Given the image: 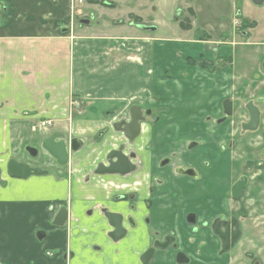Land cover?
<instances>
[{"label":"crops","instance_id":"0c3cea01","mask_svg":"<svg viewBox=\"0 0 264 264\" xmlns=\"http://www.w3.org/2000/svg\"><path fill=\"white\" fill-rule=\"evenodd\" d=\"M105 1L0 0V264H143L153 234L169 230L177 248L157 250L148 264H178L176 250L187 264H236L231 254L218 255L221 242L202 224L228 212L220 199L225 185L218 184L228 168L219 161L245 148L248 132L229 148L232 119L221 126L214 119L248 74L233 71L232 44L168 22L179 0ZM92 6L102 9V20L80 23L94 16ZM136 19L155 29L139 28ZM133 106L151 114L129 139L114 124L128 120ZM44 120L51 125L31 146L63 134L72 143L68 164L40 177L9 176L8 158H22L10 152L21 146L7 150L10 137ZM118 146L134 153L135 170L94 173ZM171 152L178 154L173 164L160 167ZM178 164L196 177L176 174ZM154 176L165 183L154 185ZM61 208L67 220L55 225ZM104 212L123 215L122 238L113 236ZM188 212L197 215L198 230L185 222Z\"/></svg>","mask_w":264,"mask_h":264},{"label":"flooded vegetation","instance_id":"af4514ba","mask_svg":"<svg viewBox=\"0 0 264 264\" xmlns=\"http://www.w3.org/2000/svg\"><path fill=\"white\" fill-rule=\"evenodd\" d=\"M84 0H81V2L79 3L81 5V3L83 2ZM86 2L90 3L91 0H85ZM199 1V0H198ZM198 1L196 0H179L177 2L179 3H175V13H173L172 15V20L173 22H176L177 25L183 27V28H191V24L193 26H195V17H197L199 14H201V10H198V15H196V13H194L193 9L192 8H187V4H193L195 5L196 3H198ZM229 3V14H233L235 13V11L237 12V15L235 18L232 17V23H231V26H228L226 27L225 25L221 26L223 27L222 31L220 32V34L218 35L217 39H220L218 40L219 42L217 44H224L226 41L228 44H232L233 46L236 44V41L234 39H239V40H242L243 38L244 39H247L251 36V32L254 28V26H256V22H246L247 19H239V16L241 15V13L238 11V7L236 5V1H239V2H247V1H250L253 5L255 6H260L264 3V0H227ZM102 4L103 5H106V1L105 0H101ZM94 3H98V0H95ZM108 5V4H107ZM114 4L112 3L111 4V7L113 6ZM195 7V6H194ZM198 7V6H196ZM199 8V7H198ZM173 9V10H174ZM201 9V8H200ZM174 12V11H173ZM218 15H223V14H217L216 16ZM213 17V18H216ZM90 17L92 18V14L90 16H87V18H80L79 22L80 23H88L89 22V19ZM136 21V25L139 27V28H144V30H147V28H150V27H153L151 25H143V24H140L139 20H135ZM132 23V22H131ZM201 26V25H200ZM196 27V29H199V27ZM154 28V27H153ZM68 30L71 31L70 28H68ZM231 31L234 33V35L231 34ZM209 33V32H208ZM201 35L200 33L197 34V36ZM232 35V37H231ZM216 34L212 35L211 33L205 35V37L208 39L209 37H215ZM234 36V37H233ZM229 39V40H228ZM245 43H247V41H245ZM261 46L263 47V50L258 53H256V56L255 58H259L260 56H264V40H262V42H260ZM232 46V47H233ZM213 49L211 50V53H212V58H215V55H216V48L218 46H214L213 45ZM250 62H254V60H250ZM192 63H198V65H204L207 63H209L207 60L206 61H199V62H196V61H193ZM212 64V62L210 63V65ZM260 64V74H248V78H246L243 82V86H242V91H240L239 89L238 90H234L231 95L228 97V98H225L222 100L221 102V106H222V114L221 116L218 118V119H214L215 122H214V125L215 126H221L225 121L227 120H230L232 119L233 121V127L235 126V120H234V117L235 115L237 114V112L241 109H243V111L246 113L247 115V119L246 120H242L239 122V131H238V134H237V129H236V126L234 127V130H235V133H234V137L231 139V143H227V146L229 148H231L233 146V148L237 147L238 144H239V141L240 139L237 140L235 139L236 136H242L245 132H248L249 134H254L256 133V131L258 130L259 128V125L261 124V115H262V106L264 107V94H263V90H264V60L263 61H260L259 62ZM252 79H254V83H252ZM246 87H248V90L245 91ZM226 102H229L230 103V107H231V112L228 114H226V111H225V103ZM234 103H236V106L234 107ZM251 104L253 105L254 107H256L259 111V122H258V125H257V128L256 130H244L243 129V124L245 123H248L250 121V115H249V112H248V108L247 106ZM134 110V114L138 113V116L141 118V120L139 121V123L141 121H143L147 116H149L151 114V109H147L146 107L145 108H142V107H136V106H133L132 108ZM131 109V110H132ZM128 119V118H127ZM131 123V111H130V118L128 120H126V118H121V120L119 122H117L116 124H114V130L117 129V130H121L123 131V133L128 136H131L132 134V131L127 127L129 124ZM51 135V134H50ZM49 135V136H50ZM253 135V136H254ZM48 136V137H49ZM65 138V141L66 143H70L67 138L64 136ZM37 150L38 152L40 151V144L38 145ZM125 146H118V148L116 150H111L109 152H113V151H117L119 150L120 148H122V150L119 152V154L121 156H123L124 158H126L127 160V165L129 166L124 172H114V173H119L121 175H124L126 173H129L131 171H134L135 168L137 167V165L135 164H132L130 162V160L133 159L134 157V153L133 152H123L124 151V148ZM24 152H26V154L28 156H31V157H37L39 156L38 155V152L36 155H31L29 154L25 148H24ZM107 152L104 156V160L105 162L107 163V159H106V155L109 153ZM239 151H235L234 152H225L224 155H223V158H221V160L219 161L220 164L224 165V168L226 166V168H228V178L226 179L225 176H224V173H222V175L218 178V184H224L225 185V194L222 195L220 197L221 201L222 202H226V205H227V213H224L222 214L221 216H216L215 218H213V220L211 219L209 222H204L202 225L204 227H208L213 236L218 238V240L221 242L220 238L214 234L213 232V222H215L216 220H220V221H231L232 218H235L238 222H239V229L241 231L240 233V236L239 238L237 239L240 240L244 235H245V231H244V228H243V222H242V216H246L247 214L245 213L244 211V208H245V205H246V201H247V198H246V195H247V191H248V188H249V179L252 178L249 174L247 173H244L240 170V164L242 165V163L240 162V159L238 158V153ZM171 155L166 157V158H163L159 164L160 167H165L167 166L168 164H173V162L175 161V158L178 156L177 152H171L170 153ZM11 159V158H10ZM15 159L16 161L18 162H23V163H26L28 164L29 166L31 167H34V168H39L41 169L44 173L41 174V175H38V176H29L28 178L30 177H40V176H43L50 171L49 167L51 165H57V166H60V167H63V166H66L68 164V160H69V152H68V156H67V163L66 165H59L57 163V161L52 158L51 156H49V154L47 152H43V157H41V160L38 162H29L27 161L26 159H24L23 157L22 158H13ZM9 160V158H8ZM8 160L6 161L5 163V170H6V173L8 174L7 172V163H8ZM115 157L113 158V161H115ZM248 160H252V159H248ZM252 161H255V160H252ZM105 165L104 163H99L95 166V169H94V173H98V174H105V173H101L103 170L102 167L100 168L99 165ZM211 164H212V160H207V161H203V166L205 168H210L211 167ZM257 164L255 162V165H252V167H256ZM131 167V169L129 170V168ZM126 168V167H124ZM186 170H192V172L190 174H186L185 171ZM174 172L178 175H181V176H187V177H192V178H195L197 173L195 172V169L191 168V167H187L185 165H182V164H178V165H174ZM113 174V173H111ZM9 175V174H8ZM11 176V175H9ZM258 176L260 177L261 176V172H259ZM13 177V176H11ZM258 177V178H259ZM17 178V177H15ZM28 178H25V179H28ZM18 179H21V178H18ZM23 179V180H25ZM223 180V181H219V180ZM241 181V180H245V184L241 190V193L239 195V197L235 198L233 197L232 195V187L235 185V183H237L238 181ZM153 183L154 185L156 186H161L165 183V180L163 179V177H153ZM224 189V190H225ZM259 190V189H258ZM118 199V198H117ZM62 209V208H61ZM60 209V210H61ZM65 209L66 211V219L63 223L66 222L67 220V210L66 208H63ZM59 210V211H60ZM59 213V212H58ZM105 213V212H104ZM103 213V214H104ZM110 213V212H109ZM111 214L119 217V222H120V226H119V231H116V228L115 226H113L111 224V227L113 228V236L120 239L122 238L125 233H126V229L125 227L123 226V215L120 214V213H116V212H111ZM58 215V214H57ZM56 219H58V221L56 222H59L61 218H57L56 216ZM207 221V220H206ZM55 222V225H58L57 223ZM185 222L188 224V226H190V228L194 229V230H198V218H197V215L194 213V212H188L187 215L185 216ZM62 223V224H63ZM61 225V224H60ZM201 225V224H200ZM222 231H224V227L222 226L221 228ZM155 236L154 240L152 241V243L148 246V248L141 254V262L143 264H148L149 262H151L154 258H155V254L157 252V250L159 251H162L164 253H167L168 250L170 248H173V249H176L177 246H178V243H177V238L175 236V234L172 232V230H169L167 231L166 233H157V234H153ZM115 239V238H114ZM237 241L235 242V244L237 243ZM166 243L167 245L164 246ZM155 244H157L158 246H155ZM234 244V245H235ZM233 247V246H232ZM230 247L227 251H221L222 250V243H221V246H220V249H219V252H218V255L219 256H224V255H227V254H231L230 256H233V259L235 258V263L236 264H239L241 263V261L238 260V257L236 256V254H234V252H231V248ZM150 248H154V252L152 254V257L150 259H148L146 262H144V260L142 259L144 253L146 251H148ZM178 253H181L183 254L185 257V260L184 262L180 263V262H177L176 261V256ZM174 259H175V262L178 263V264H187L190 260V258L187 256V254L182 251V250H176L175 254H174Z\"/></svg>","mask_w":264,"mask_h":264},{"label":"rangeland","instance_id":"374dc122","mask_svg":"<svg viewBox=\"0 0 264 264\" xmlns=\"http://www.w3.org/2000/svg\"><path fill=\"white\" fill-rule=\"evenodd\" d=\"M117 2L120 3L119 0ZM98 3H101V0H98ZM123 5V4H120ZM193 5V4H192ZM238 11L241 13L239 19H247L246 22H256L251 36L247 39H234L236 44L232 47L233 52V71L245 74H260V61L264 60V56L255 58L256 53L263 50L260 42L264 40V3L260 6L253 5L250 1L245 3L236 1ZM80 6V5H79ZM193 6H198L203 8V13L195 17V26L199 27L196 30L194 26L192 31L196 32L195 34L201 33V29L211 33L212 35L220 34L221 26L225 25L226 27L231 26L232 17L235 18L237 12L229 14V5L227 2H222L220 0H199ZM94 16L90 18V23L93 24L102 20L101 13L102 9L94 8ZM175 6L172 7L173 10ZM175 13V9L173 10ZM223 14L218 15L217 14ZM143 14V12H142ZM149 12L144 13V17L147 16ZM216 18H213L215 17ZM170 17V14H169ZM171 19V20H170ZM168 22L173 23L172 17ZM220 29V30H219ZM96 30V29H95ZM223 30V29H222ZM171 33L173 31L169 30ZM196 37V36H195ZM247 41V43H245ZM254 60V62H250ZM264 94V90H263ZM76 101V100H73ZM247 115L243 109L239 110L234 117L235 126L238 134L239 122L246 120ZM38 124H31L26 127V132L22 131L21 134H15L10 137L11 146L20 147L17 151L10 150V152H15L17 156H21L29 162H38L43 157V151L40 149L36 158L28 156L24 152V147L27 145H34L37 137L40 138L41 131L44 129H39ZM234 126V127H235ZM249 134L246 135L244 144L245 148L239 150L238 158L240 159V170L244 173L249 174L252 178L249 179V188L247 191V201L244 208L246 216H242L243 228L245 235L237 241V243L230 249L231 252H234L238 257V260L241 261L239 264H264V107L262 106V115H261V124L259 125L258 130L255 135ZM241 138V136H236V140ZM17 139V140H16ZM25 143V144H24ZM35 147H38L35 144ZM12 149V148H11ZM174 147L172 148V150ZM5 150L4 152H6ZM12 157V156H11ZM16 158V157H15ZM252 159V160H248ZM257 164L256 167L252 165ZM261 172V176L258 174ZM259 177V178H258ZM259 189V190H258Z\"/></svg>","mask_w":264,"mask_h":264},{"label":"water","instance_id":"95a60500","mask_svg":"<svg viewBox=\"0 0 264 264\" xmlns=\"http://www.w3.org/2000/svg\"><path fill=\"white\" fill-rule=\"evenodd\" d=\"M155 28L150 27L147 28V30H154ZM234 107L236 106V103L233 105ZM248 112L250 115V121L248 123L243 124V129L244 130H255L257 128L258 122H259V111L256 107L253 105L249 104L247 106ZM225 111L226 114L231 112V107L230 103L226 102L225 103ZM141 118L138 116V113L134 114V110H131V123L127 126L131 131L132 134L129 136V139H132L133 137L136 136L139 132V121ZM40 148L47 152L49 156L54 158L59 165H66L67 163V156L69 150H72V143H66L64 135L59 134V133H52L49 137L45 138L41 143H40ZM25 150L31 154V155H36L38 150L34 146L27 145L25 147ZM122 150L120 148L117 151H113L112 153L109 152L106 155L107 164L106 165H99V167L103 170H101V173H114V172H124L129 166L127 165V160L123 156L119 154V152ZM115 157V161H113V158ZM126 167V168H124ZM7 172L9 175L21 179L28 178L29 176H38L43 174L44 172L39 169V168H34L29 166L26 163L23 162H18L15 159L11 158L8 160L7 163ZM131 167L129 168V170ZM192 170H186V174H190ZM245 184V180H239L235 185L232 187V195L233 197L237 198L239 197L241 190ZM105 218L107 219L108 223L113 226H115L116 231H119V217L109 213L105 212L104 213ZM57 218H61L59 222H56L58 225L62 224L65 219H66V211L65 209H61L57 215ZM222 226L224 227V231L221 230ZM213 232L216 234L222 243V252L227 251L230 247L234 246L235 242L240 236V229H239V222L235 219L232 218L231 221H220L216 220L213 222ZM166 246L167 244L164 243ZM155 246H158L155 244ZM154 252V248H150L148 251H146L142 257L144 262H146L148 259L152 257V254ZM185 256L181 253H178L176 256V261L177 262H184L186 261Z\"/></svg>","mask_w":264,"mask_h":264},{"label":"built area","instance_id":"2783aa9c","mask_svg":"<svg viewBox=\"0 0 264 264\" xmlns=\"http://www.w3.org/2000/svg\"><path fill=\"white\" fill-rule=\"evenodd\" d=\"M77 1H78V2H81V0H77ZM40 125H41L42 127L48 126V125H50V121H43V122L40 123Z\"/></svg>","mask_w":264,"mask_h":264}]
</instances>
